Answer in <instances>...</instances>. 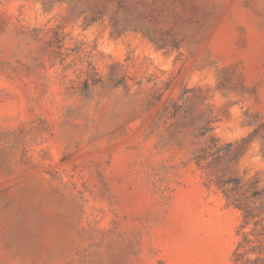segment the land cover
Listing matches in <instances>:
<instances>
[{"label":"rangeland","instance_id":"obj_1","mask_svg":"<svg viewBox=\"0 0 264 264\" xmlns=\"http://www.w3.org/2000/svg\"><path fill=\"white\" fill-rule=\"evenodd\" d=\"M225 193L264 217V0H0V264H232Z\"/></svg>","mask_w":264,"mask_h":264},{"label":"trees","instance_id":"obj_2","mask_svg":"<svg viewBox=\"0 0 264 264\" xmlns=\"http://www.w3.org/2000/svg\"><path fill=\"white\" fill-rule=\"evenodd\" d=\"M232 199L241 212V223L237 229L238 241L231 255L232 264H264V217H258L257 207L248 199ZM246 256H255L253 259Z\"/></svg>","mask_w":264,"mask_h":264}]
</instances>
